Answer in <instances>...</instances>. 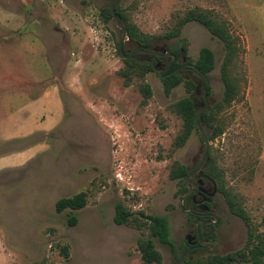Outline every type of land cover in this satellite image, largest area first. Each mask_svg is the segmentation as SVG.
I'll use <instances>...</instances> for the list:
<instances>
[{
  "label": "rangeland",
  "instance_id": "rangeland-1",
  "mask_svg": "<svg viewBox=\"0 0 264 264\" xmlns=\"http://www.w3.org/2000/svg\"><path fill=\"white\" fill-rule=\"evenodd\" d=\"M114 3L0 0V264H143L137 245L142 233L113 222L118 202L134 213L166 215L177 246L193 230L180 210L181 184L169 179L174 163L191 172L203 155L200 133L181 148L172 146L182 123L169 107L189 94L180 85L166 96L161 75L167 62L147 55L134 59L150 60L156 68L144 77L151 97L143 102L135 81L125 86L117 48L121 30L102 12ZM117 8L153 39L152 51L184 46L193 64L200 49L212 50L215 68L207 76L211 95L205 103L199 78L184 74L198 85V110L221 99L223 44L195 22L179 38L165 35L192 9L211 11L226 24L238 49L231 74L240 94L220 113L225 130L209 141V151L225 190L258 227L264 218V0H119ZM135 50L126 36L124 54ZM28 149L30 161L5 171L14 161L6 152L18 151L20 165ZM81 192L87 205L69 227L68 211L56 213L55 203ZM212 205L219 222L212 248L199 254L241 249L244 221L222 193ZM183 207L188 209L185 201ZM156 247L162 264H178L181 249L173 254Z\"/></svg>",
  "mask_w": 264,
  "mask_h": 264
},
{
  "label": "trees",
  "instance_id": "trees-1",
  "mask_svg": "<svg viewBox=\"0 0 264 264\" xmlns=\"http://www.w3.org/2000/svg\"><path fill=\"white\" fill-rule=\"evenodd\" d=\"M102 12L107 14V19H112L111 9L105 8ZM116 15L119 21L124 23L123 27L126 36L131 44L136 47V50H150L153 39L140 33L135 25L127 23L120 8H116ZM190 22L198 23L204 27L213 37L222 42L224 49V59L220 70V78L223 85L221 99L211 107L205 105L203 109L199 110L200 113L198 115L201 126H205L207 131L206 137L209 141H213L221 137L225 130V123L223 119L219 117L220 113L230 107L233 101L239 98L240 92L237 80L231 74V68L237 57L238 49L236 41L229 33L226 24L224 22H219L212 15L211 11L201 9L189 10L181 17H178L171 30L165 35V38L168 40L179 38L182 28ZM117 48L126 67L125 71L121 73V76L125 79V86H131V82L133 81L137 82L139 84V92L144 97L143 102L148 100L151 97V88L149 84L144 81V77L149 72H155L152 61L135 60L134 57L136 56L125 59L120 53L118 43ZM170 52L175 55L176 58H179L182 53L185 54L186 49L184 46H181V48L172 49ZM151 58L159 60L156 56ZM193 64L196 66L197 70L191 68L175 70L178 65L173 63L169 69L165 70L162 78L163 91L166 96H169L172 90L180 85H183L186 93L189 94L176 103L171 104L169 107L171 114L178 117L182 123L181 130L172 144L175 149L184 146L194 132L199 133L195 117V112L198 110L195 101L198 85L193 79H185L184 74L191 73L195 75V77L199 78L202 87H205L206 80L208 81L207 76L215 68L214 53L209 48L204 47L200 49ZM205 95L206 97L211 95V87L209 85L205 88ZM201 101L205 103L203 94H201ZM187 174V168L178 163L173 164L169 173L170 180H176L181 184L180 192L182 194L186 191L184 178ZM203 175L214 183L217 192L224 195L230 211L241 218L247 226V240L241 249L224 255L199 254V251H192L180 261L186 246H177L172 240L169 219L166 215H145L143 212L134 213L125 208L122 203L118 202L114 209V224L133 227L142 233L143 238L137 241V245L143 264H162L163 258L156 247L157 243L168 248L173 254L181 249L182 253L176 257V262L178 264H264V218L261 220L258 227H252L248 216L245 215L242 208L229 195L228 191L225 190L223 173L218 170L212 151H208L207 163L203 170ZM188 202L190 201L186 200L185 204ZM86 205L87 194L81 192L72 197L59 199L55 203L54 210L58 214L68 211L66 213L67 225L69 227H74L78 221L76 212ZM187 218L193 228V217L187 215ZM145 231H147L148 236L144 235Z\"/></svg>",
  "mask_w": 264,
  "mask_h": 264
},
{
  "label": "flooded vegetation",
  "instance_id": "flooded-vegetation-1",
  "mask_svg": "<svg viewBox=\"0 0 264 264\" xmlns=\"http://www.w3.org/2000/svg\"><path fill=\"white\" fill-rule=\"evenodd\" d=\"M123 51H124V47H123ZM149 51L152 50L150 49ZM166 53L168 52L166 51ZM168 54H172V53H168ZM182 55L185 54L182 53L179 58L175 57V60L171 63L169 68L172 66L173 63H176L178 65V67L175 70L190 68L187 67L186 65L191 63L187 62V58L184 61ZM149 57L151 58L154 56H149ZM157 58L166 61L167 62L166 67L172 61L170 57H157ZM178 59H181V62H179ZM166 67L165 70H167ZM199 165L191 172L187 169L188 170V174L186 175V177L188 176L187 184H190L192 186V190L190 195L187 198H185L184 201L186 200L190 201L187 204H185V207L188 208L186 211L189 212L186 215H191L193 217V230L185 238L186 249L183 253V256L184 255L187 256L192 251H202V250L210 251V249L212 248L211 243L214 239L213 230L217 226V223L219 222V218L215 214L212 205V200L216 195L217 190L214 186V183L203 175V170L206 164L203 165L198 170ZM187 192H188V188L186 186V191L184 194H186ZM184 194H182V196ZM211 194H213V196H211ZM195 222L198 223L197 228L194 227ZM210 254H216V253H210ZM219 255H224V254H219Z\"/></svg>",
  "mask_w": 264,
  "mask_h": 264
},
{
  "label": "water",
  "instance_id": "water-1",
  "mask_svg": "<svg viewBox=\"0 0 264 264\" xmlns=\"http://www.w3.org/2000/svg\"><path fill=\"white\" fill-rule=\"evenodd\" d=\"M118 1H119V0H115L114 5L111 7V11H112V19H113V21L115 22V24H116V25L120 28V30H121V38H120V41L118 42L119 50H120L121 55L124 56L125 59H129L130 57H133V56H135V55H147V56H157V57H170L172 61H171V62L168 64V66L166 67V69H168L169 66L171 65V63L175 60V56H174L173 54H168V53H166L165 50H161V51H162V54H159V53H157V52H155V51L141 50V49L136 50V51L130 53L129 55H125V54H124L123 47H124V41H125L126 33H125V29H124V27L122 26V24L120 23V21H119L117 15H116V8H117V6H118ZM182 57H183V60L185 61V60H186V56H185V55H182ZM186 66H187V67H190V68H192V69L197 70V68H196V66H195L194 64H188V65H186ZM161 77H163V76L161 75ZM207 85H208V81L206 80V86H207ZM206 86L203 87V93H202V94H203V99H204L205 102H206V95H205V88H206ZM208 111H209V109H208ZM199 113H200L199 110H197V111L195 112L196 125H197V129H198V131H199V133H200V135H201V137H202V139H203V142H204V149H203V155H202V159H201L200 165H199V167H198V170H199L203 165H205V164L207 163V154H208V151H209V140H208V138L206 137V135H205V133H204V131H203V129H202V126H201V124H200V122H199V120H198V115H199ZM187 178H188V176L184 179V182H185V185H186L187 188H188V192H187L186 194H184L183 196H181V198H180V200H179L180 210H181L182 213H185V214H187V213H189V212L186 211V210L184 209V207H183V202H184V199L187 198V197L190 195L191 190H192V186H191L190 184H187ZM213 194H214V193H213ZM213 194H211V196H213ZM197 224H198V223H196V222L194 223V227H195V228H197ZM184 256H185V255H184ZM184 256H182V258L180 259V261H182V259L184 258ZM180 261H179V262H180Z\"/></svg>",
  "mask_w": 264,
  "mask_h": 264
},
{
  "label": "crops",
  "instance_id": "crops-1",
  "mask_svg": "<svg viewBox=\"0 0 264 264\" xmlns=\"http://www.w3.org/2000/svg\"><path fill=\"white\" fill-rule=\"evenodd\" d=\"M29 151H31V150H26L25 152H24V154H25V159L22 161V164H20V165H18V151H13V152H6L7 154H4V157H9V158H13L14 159V161H13V164H12V166L13 167H11V168H8V169H5V171L6 170H8V171H11V170H16V169H18V167H21V166H23L25 163H27L28 161H30L31 159H32V155H27L28 154V152ZM19 156H21V154H19ZM0 172H2V171H0ZM0 174H2V173H0Z\"/></svg>",
  "mask_w": 264,
  "mask_h": 264
}]
</instances>
